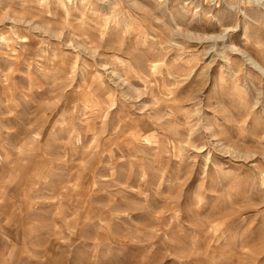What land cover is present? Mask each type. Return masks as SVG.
I'll return each mask as SVG.
<instances>
[{"label":"rangeland","instance_id":"obj_1","mask_svg":"<svg viewBox=\"0 0 264 264\" xmlns=\"http://www.w3.org/2000/svg\"><path fill=\"white\" fill-rule=\"evenodd\" d=\"M0 264H264V0H0Z\"/></svg>","mask_w":264,"mask_h":264}]
</instances>
